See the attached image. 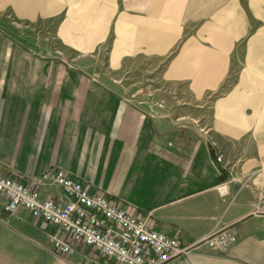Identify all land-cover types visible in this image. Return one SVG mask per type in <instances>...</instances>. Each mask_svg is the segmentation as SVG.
I'll return each mask as SVG.
<instances>
[{"label":"crops","instance_id":"crops-1","mask_svg":"<svg viewBox=\"0 0 264 264\" xmlns=\"http://www.w3.org/2000/svg\"><path fill=\"white\" fill-rule=\"evenodd\" d=\"M29 2L20 0L24 11ZM49 3L72 9L54 36L73 53L91 54L116 14L112 60L120 61V77L124 61L148 60L187 94H223L161 110L128 99L130 86L94 84L111 71L0 68V170L26 178L63 170L146 218L152 230L192 246L168 264H264V0H138L131 9L120 0ZM8 222L34 224L0 208V246L12 241V228L2 232ZM223 229L236 236L226 252L202 243ZM86 252L72 259L83 263Z\"/></svg>","mask_w":264,"mask_h":264},{"label":"built area","instance_id":"built-area-1","mask_svg":"<svg viewBox=\"0 0 264 264\" xmlns=\"http://www.w3.org/2000/svg\"><path fill=\"white\" fill-rule=\"evenodd\" d=\"M50 187L59 194L46 195ZM218 190L226 193L224 185ZM0 208L8 216L26 215L46 227L53 255L73 256L77 245L90 249L83 257L84 264H168L192 249L152 230L146 218L88 190L59 169L30 180L0 170ZM202 243L222 253L235 243V236L220 230Z\"/></svg>","mask_w":264,"mask_h":264},{"label":"rangeland","instance_id":"rangeland-1","mask_svg":"<svg viewBox=\"0 0 264 264\" xmlns=\"http://www.w3.org/2000/svg\"><path fill=\"white\" fill-rule=\"evenodd\" d=\"M243 1L241 0L242 5ZM134 3L138 4V0H120V8L125 5L130 6L131 9ZM29 4L25 10L26 16L28 14L29 17L27 18L22 17L25 11L20 6V0H12V2L0 0V68H89L102 72L111 71L109 76L94 77V84L130 86L128 90L133 92L124 94L128 99L142 98L153 101L155 106L161 110L164 109L165 104L171 103L178 107L181 101L187 99L210 101L223 94L220 90L217 93H203L199 98L195 94H187L182 91L181 82L166 81L160 76L159 68H151L148 60L124 61L121 66L123 75L120 77V61L112 60V53L116 48L114 45L116 35L113 28L117 18L116 14L111 20L109 33L104 42L96 46L91 54L80 56L61 44L54 36L56 28L68 11L72 10L71 7L66 6L60 9L61 7L49 3V0H44L42 4H33L30 0ZM254 31L255 29H250L246 36ZM236 48V53L233 52V60L235 68L239 69L243 63L242 47L237 44ZM28 53L33 56H27ZM235 68L232 66L230 78L236 75ZM230 78L227 82L231 81ZM217 158H220V161ZM216 160L221 162V157H216ZM2 172L7 173V171ZM14 174L26 178L23 174ZM223 185L227 192L226 181H223L218 188ZM250 192L253 193V190L251 189ZM10 217L19 218L21 215ZM2 227L5 228L2 229L5 236L10 232V228L14 231V235L11 242L0 246V264H84L77 259H72V256L53 255L47 243V236L44 239V236L40 234V231L47 234L48 229L40 223H24L23 226L17 227L12 222L10 224L8 222ZM82 248L84 247L81 245L76 247L78 252H81ZM89 254L85 253V255Z\"/></svg>","mask_w":264,"mask_h":264}]
</instances>
